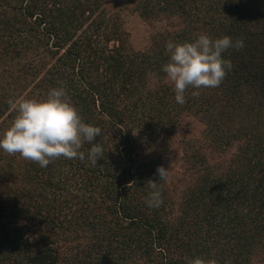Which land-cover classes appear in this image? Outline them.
I'll list each match as a JSON object with an SVG mask.
<instances>
[{
  "label": "trees",
  "instance_id": "1",
  "mask_svg": "<svg viewBox=\"0 0 264 264\" xmlns=\"http://www.w3.org/2000/svg\"><path fill=\"white\" fill-rule=\"evenodd\" d=\"M127 6L167 21L143 49L131 45ZM201 33L244 47L223 53L233 69L218 87L188 88L180 105L161 71L165 45ZM60 85L100 127L103 157L41 168L0 150V264L264 262V0H0V133L10 99ZM189 115L204 134L183 140L174 175L169 152Z\"/></svg>",
  "mask_w": 264,
  "mask_h": 264
},
{
  "label": "clouds",
  "instance_id": "2",
  "mask_svg": "<svg viewBox=\"0 0 264 264\" xmlns=\"http://www.w3.org/2000/svg\"><path fill=\"white\" fill-rule=\"evenodd\" d=\"M243 47V40H233L228 35L213 39L206 33L191 41L167 42L168 62L162 65L161 71L171 83L176 103H185L188 88L218 87L233 69L231 60L223 53L230 48L239 50ZM197 90L191 92L193 97L200 95ZM8 103L15 116L9 127L0 133V150L3 152L18 153L41 168L61 157L87 159L92 165L103 157V147L92 143L100 135V127L82 119L63 85L49 88L43 98L23 97L10 99ZM85 143L91 145L87 153L81 150ZM157 172L159 179H167L164 167L158 168ZM148 187L151 191L147 206L158 207L161 192L155 183L149 182ZM187 264H205V260L194 257Z\"/></svg>",
  "mask_w": 264,
  "mask_h": 264
},
{
  "label": "rangeland",
  "instance_id": "3",
  "mask_svg": "<svg viewBox=\"0 0 264 264\" xmlns=\"http://www.w3.org/2000/svg\"><path fill=\"white\" fill-rule=\"evenodd\" d=\"M123 17L125 21V28L130 34L131 45L136 50H140L145 47L153 29H160V27H165L167 24L165 19L161 21L146 19L131 6L124 8ZM165 82L171 84L167 79H165ZM204 130V123L197 117L189 115L182 118L178 138L169 152L170 168L172 169V173L174 175H179L184 168V159L182 154L183 140L188 138L199 139L203 136ZM232 151H234V148H231L226 156L230 155ZM256 264H264V262L259 261Z\"/></svg>",
  "mask_w": 264,
  "mask_h": 264
}]
</instances>
